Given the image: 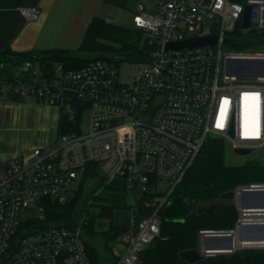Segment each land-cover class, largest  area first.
<instances>
[{
    "label": "built area",
    "instance_id": "built-area-1",
    "mask_svg": "<svg viewBox=\"0 0 264 264\" xmlns=\"http://www.w3.org/2000/svg\"><path fill=\"white\" fill-rule=\"evenodd\" d=\"M155 2L154 15L133 17V27L144 33L151 52L132 78L122 79L116 60L91 56L82 68L57 65L53 76L45 78L27 61L19 70L31 76L29 85H7L8 96H31L49 105H57L62 92L71 90L90 102L91 112L84 133L64 134L28 155L0 161V264H91L82 230L88 212L78 224H47L41 205L43 198L70 201L90 164L96 166L102 188L113 179L123 181L130 216L119 236L124 252L116 264H138L140 252L159 235V209L208 138H221L233 150L264 149V0ZM246 7L250 26L243 32L260 30L247 39L262 44L224 49L233 27H242ZM21 14L34 20L39 11L22 8ZM207 36L217 41L165 48ZM229 60L234 61L231 70ZM251 186L264 184L235 192ZM151 191L158 194L145 204L148 214L137 221L138 204ZM93 204L90 200L88 207ZM237 209L236 225L229 231L240 222H264V209ZM25 212L31 215L28 223L22 220ZM208 232L215 231H200V239Z\"/></svg>",
    "mask_w": 264,
    "mask_h": 264
},
{
    "label": "trees",
    "instance_id": "trees-1",
    "mask_svg": "<svg viewBox=\"0 0 264 264\" xmlns=\"http://www.w3.org/2000/svg\"><path fill=\"white\" fill-rule=\"evenodd\" d=\"M247 36L241 24L237 23L228 37L235 43L228 45L234 47L248 45L250 43ZM244 41L247 42L242 44ZM150 52L151 48L141 30L108 23L94 17L75 51L52 49L15 53L6 49L0 51V63L11 62L19 69L28 61L33 64L39 77L45 78L53 76L57 65L64 69L82 68L91 56H106L118 63L128 61L143 64L148 62ZM9 97L13 101H20L22 98L14 95ZM36 100L44 102L37 98ZM227 146V142L221 138L211 137L205 141L192 165L172 189L167 204L159 209V235L140 252L138 264H189L182 260L179 254L182 251L199 248L200 231L234 229L239 214L236 206L224 204L211 214L199 210L221 202V196L226 192L252 184H264V162L254 158L239 166H229L225 161ZM89 167L70 201L59 204L51 198L41 200L45 223L74 224L71 220L72 213L88 189L87 184L94 185L95 182L98 183L97 186L102 184L94 169L96 166L90 164ZM105 188L111 190V187ZM90 190L92 192V189ZM156 194L158 193L151 191L142 196L138 204L137 221L148 214L150 207H145V204ZM101 208L100 216L112 217L111 206L103 204ZM126 228V223L120 226L111 224L107 231L97 232L94 229V217L89 216L82 230L90 263L116 264L117 258L111 255L110 246ZM105 253H108V256ZM193 264H264V248H239L229 254L203 257Z\"/></svg>",
    "mask_w": 264,
    "mask_h": 264
},
{
    "label": "crops",
    "instance_id": "crops-1",
    "mask_svg": "<svg viewBox=\"0 0 264 264\" xmlns=\"http://www.w3.org/2000/svg\"><path fill=\"white\" fill-rule=\"evenodd\" d=\"M22 8H37L39 14L36 19L27 20L21 14ZM155 12V0H0V51H75L94 17L119 26L133 27L134 15H154ZM31 79L11 62L0 63V161L14 155H28L33 148L45 146L61 135L86 131L91 104L71 90L62 92L57 105L37 101L31 96L22 97L20 101L11 100L6 93L7 85L28 86ZM109 187L123 192V181L113 179ZM104 190L107 189L101 184L88 203L100 200V192ZM103 204L113 208L111 218L100 216ZM92 206L91 213L88 209L91 206H87L86 210L94 217L97 232L107 231L111 224L123 225L130 216L123 201L114 205L104 200ZM114 208L123 214L120 220L113 223ZM123 252L124 246L118 237L110 246V253L118 258Z\"/></svg>",
    "mask_w": 264,
    "mask_h": 264
},
{
    "label": "water",
    "instance_id": "water-1",
    "mask_svg": "<svg viewBox=\"0 0 264 264\" xmlns=\"http://www.w3.org/2000/svg\"><path fill=\"white\" fill-rule=\"evenodd\" d=\"M250 26L249 21V8L246 7L242 18V28L246 29ZM217 41L216 36H207L201 38L187 39L182 42L169 43L166 45V49H182L192 48L195 46H201L205 44L215 43ZM247 41L242 42L245 44ZM226 44H234L235 41L226 38ZM233 60L227 61V68L231 70ZM247 74H254L248 72ZM234 153L237 155H247L251 151L249 149H234ZM224 204L236 206L242 210H256L264 209V186H251L241 188L236 194L235 191H229L221 196V202L210 205L206 209H200L199 212L204 211L207 214H211L214 211L219 210ZM264 242V222L259 221H246L240 222L234 231H215L205 233L200 239V248L202 251H206L209 254H229L239 248H244L248 245H254V243ZM256 246V245H255ZM260 246V245H258ZM200 249L186 250L180 252L179 256L182 260L189 264H193L204 257Z\"/></svg>",
    "mask_w": 264,
    "mask_h": 264
},
{
    "label": "rangeland",
    "instance_id": "rangeland-1",
    "mask_svg": "<svg viewBox=\"0 0 264 264\" xmlns=\"http://www.w3.org/2000/svg\"><path fill=\"white\" fill-rule=\"evenodd\" d=\"M155 3L152 4V8H154ZM153 10V9H152ZM231 26V25H230ZM232 27V26H231ZM235 27H233L234 29ZM260 30L256 29H248L245 34L246 35H259L260 34ZM261 37H264V35H261ZM262 43H250L248 45H245L243 47H234L228 44L224 45V49H229V50H248V49H256L258 47H260ZM140 67H142L141 64L135 63V62H128V61H122L120 63V71L122 74V79L126 80V79H130L134 76V74L136 73L137 69H139ZM85 126H83V130H84ZM81 134V133H79ZM254 158H259L262 162H264V149H260V150H256L251 152L250 154L247 155H237L234 153V150L232 149V147L230 146V144H228L227 149H226V153H225V161L226 164L229 166H239L242 165L244 162H246L247 160H251ZM98 183L95 182L94 185L88 183L87 187L88 189H92L93 193H96L99 190V186H97ZM88 189H86L85 193L83 194L82 198L78 201V203L76 204L75 209L73 210L72 213V222H74V224H78L79 220L81 219L82 215L84 214L85 210L87 209L88 206V200L91 197V195L93 194L91 192V190L89 191ZM122 197V198H121ZM104 200H106L108 203L110 204H120L121 201H123V203L128 206L130 204V197L127 196L124 192H119L116 190H104L102 192H100V200H94V204H99L100 202H104ZM89 209V213H91V211L94 209V206H91L88 208ZM40 213L38 212L36 215H39ZM122 212L117 208H114V217L111 220L113 223L114 221L120 220V218L122 217ZM30 213L29 212H25L22 215V220L23 222L28 223V218L30 217ZM26 226V224L23 225V227ZM106 256H108V253H105Z\"/></svg>",
    "mask_w": 264,
    "mask_h": 264
},
{
    "label": "bare ground",
    "instance_id": "bare-ground-1",
    "mask_svg": "<svg viewBox=\"0 0 264 264\" xmlns=\"http://www.w3.org/2000/svg\"><path fill=\"white\" fill-rule=\"evenodd\" d=\"M254 245H264V242H258V243H254Z\"/></svg>",
    "mask_w": 264,
    "mask_h": 264
}]
</instances>
